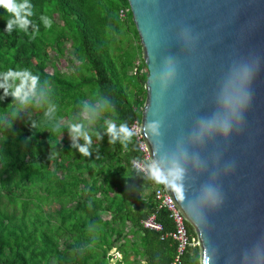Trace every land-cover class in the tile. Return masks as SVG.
<instances>
[{"label":"trees","instance_id":"16d2710c","mask_svg":"<svg viewBox=\"0 0 264 264\" xmlns=\"http://www.w3.org/2000/svg\"><path fill=\"white\" fill-rule=\"evenodd\" d=\"M15 3L29 24L6 32L15 14L0 6V264H173L177 242L167 235L174 225L159 208L153 179L134 167L138 144L108 131L110 124L117 133L121 125L131 129L148 99L149 69L129 0ZM10 71L37 77L27 106L12 103L20 80ZM52 124L61 130L51 132ZM71 125L79 134L71 135ZM80 146L91 156L82 157ZM154 213L161 232L144 226ZM181 264H201L200 248Z\"/></svg>","mask_w":264,"mask_h":264},{"label":"water","instance_id":"95a60500","mask_svg":"<svg viewBox=\"0 0 264 264\" xmlns=\"http://www.w3.org/2000/svg\"><path fill=\"white\" fill-rule=\"evenodd\" d=\"M129 3L149 69L142 136L201 264H264V0Z\"/></svg>","mask_w":264,"mask_h":264},{"label":"built area","instance_id":"2783aa9c","mask_svg":"<svg viewBox=\"0 0 264 264\" xmlns=\"http://www.w3.org/2000/svg\"><path fill=\"white\" fill-rule=\"evenodd\" d=\"M120 15L123 20L128 18V9L123 7L120 11ZM140 65V61L138 62ZM135 73H138L136 69ZM133 131V139L138 144V148L141 154V159L134 162V167L143 173L146 177L152 178L150 172V166L153 168L157 167L151 156L146 139L142 136L143 130V118L137 119L131 125ZM154 181V196L159 203V208L166 209L174 225V231L169 233L167 236L171 237L177 242V254L173 264H181L182 257L187 253L189 249L200 248V242L197 236L191 235L188 229V223L186 217L181 213L173 202L170 194L165 190L161 181ZM144 226L148 229L161 232L163 230L162 224L158 222V215L154 213L148 220L144 221Z\"/></svg>","mask_w":264,"mask_h":264},{"label":"clouds","instance_id":"9594fccd","mask_svg":"<svg viewBox=\"0 0 264 264\" xmlns=\"http://www.w3.org/2000/svg\"><path fill=\"white\" fill-rule=\"evenodd\" d=\"M0 6H4L8 12L15 14V20H10L8 22V24L6 25V28H5L6 32L11 33L12 23H17V22L19 23V25L22 29L27 28L29 21L21 15V10L24 7L23 5H17L15 3V0H0ZM51 23H52L51 20L45 19V27L46 28H50ZM8 76L13 78V79H19L20 80L19 85H17L15 87L14 91L11 93V95L13 97L12 103L18 102L19 105H21L22 107L27 106L30 98L34 95L37 77H31V76H28L26 74L17 75V74L12 73L11 71L8 73ZM0 86H3V85H0ZM8 95H9V92L7 91V89H5L4 96L6 97ZM22 107L17 108L15 110V112L13 113V120L9 122V127H11V125L13 124L15 119L18 117L20 111L22 110ZM46 115H47V113H46ZM33 126L34 127L36 126L35 121H33ZM219 126L225 132H227L230 128V124L227 121L220 122ZM69 127H70L71 133L79 134L80 129L78 126L71 125ZM153 127L155 128V126H153ZM49 130L51 132L55 133L57 131H60L61 128L57 124H52L49 126ZM108 131L113 136L122 135L125 139H128L134 135L133 131L129 127H127L126 125H121L119 132L117 133L115 125L110 124ZM84 139L86 141V144L91 143V139L87 135L84 136ZM112 142H113L112 140L109 141V143H112ZM73 146L75 147V145H73ZM79 153L82 155V157L83 156H91V153L88 151L87 146H80L79 147ZM150 172H151V176L153 179H155L157 181L164 180L162 170L159 169V167L153 168L152 166H150ZM173 175L178 177L179 171L174 172ZM177 192L180 195V198L183 199V195H182V193L179 192V189H177Z\"/></svg>","mask_w":264,"mask_h":264},{"label":"rangeland","instance_id":"374dc122","mask_svg":"<svg viewBox=\"0 0 264 264\" xmlns=\"http://www.w3.org/2000/svg\"><path fill=\"white\" fill-rule=\"evenodd\" d=\"M68 58H69V56H68ZM71 135L73 136L74 133H71ZM150 193H151V192H149L148 195H149ZM109 255L114 256V258H115L116 261H120V260L122 259V255H121L120 253L116 252L115 250H112L111 252H109Z\"/></svg>","mask_w":264,"mask_h":264}]
</instances>
